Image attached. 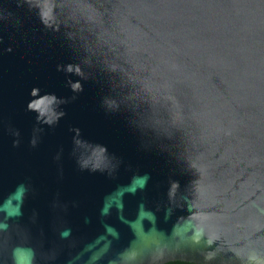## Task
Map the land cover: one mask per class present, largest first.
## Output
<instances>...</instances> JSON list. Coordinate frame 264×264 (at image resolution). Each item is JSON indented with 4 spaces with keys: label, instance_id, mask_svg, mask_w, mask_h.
Returning <instances> with one entry per match:
<instances>
[{
    "label": "water",
    "instance_id": "1",
    "mask_svg": "<svg viewBox=\"0 0 264 264\" xmlns=\"http://www.w3.org/2000/svg\"><path fill=\"white\" fill-rule=\"evenodd\" d=\"M264 264V0H0V264Z\"/></svg>",
    "mask_w": 264,
    "mask_h": 264
},
{
    "label": "trees",
    "instance_id": "2",
    "mask_svg": "<svg viewBox=\"0 0 264 264\" xmlns=\"http://www.w3.org/2000/svg\"><path fill=\"white\" fill-rule=\"evenodd\" d=\"M165 264H196V263L183 261V260H173V261L166 262Z\"/></svg>",
    "mask_w": 264,
    "mask_h": 264
}]
</instances>
